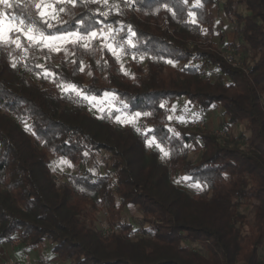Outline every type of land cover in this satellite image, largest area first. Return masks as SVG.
Segmentation results:
<instances>
[{"label":"trees","instance_id":"obj_1","mask_svg":"<svg viewBox=\"0 0 264 264\" xmlns=\"http://www.w3.org/2000/svg\"><path fill=\"white\" fill-rule=\"evenodd\" d=\"M29 2L12 0L11 9L0 10L6 18L38 19ZM216 2L113 0L103 11L89 0L63 5V23L54 22L48 32L83 30L81 20L84 28L111 26L119 42L128 39L129 28L136 32V47L125 46L145 63L133 64V77L97 40L88 50L71 46L75 55L60 54L44 66L21 57L27 68H13L9 47L0 45V245L19 240L23 249L35 250L49 244L71 264H264V0L223 4L237 24L241 39L233 46L242 66L223 57L224 47L204 41L205 33L216 32ZM45 71L56 74L55 82ZM60 84H74L88 96L115 94L123 112L147 113V137L169 151V161L160 162L159 150L133 127L118 126L119 111L94 116L79 97L66 99ZM182 98L202 113L220 105L224 137L197 128L173 133L172 105ZM240 124L250 132L244 143L231 130ZM190 145L201 152L197 161L189 159ZM101 151L110 161L105 173L72 174L62 183L53 176L52 158L80 166ZM179 173L203 190L190 194L177 183ZM245 206L256 215L248 232ZM133 207L146 225L135 237L123 219ZM98 214L106 232L93 225Z\"/></svg>","mask_w":264,"mask_h":264},{"label":"rangeland","instance_id":"obj_2","mask_svg":"<svg viewBox=\"0 0 264 264\" xmlns=\"http://www.w3.org/2000/svg\"><path fill=\"white\" fill-rule=\"evenodd\" d=\"M112 1L113 0H108V5H110ZM121 1H125L126 3L128 2V0H121ZM225 1L226 0H217V2L215 3V6L213 8V14L216 18V32L214 37H210L207 33H205L204 41L213 42L219 48L224 47L223 52H225L227 48L230 47L229 45H232L231 49L232 50L234 49L233 58L236 59L237 63L242 64L243 63L242 53L236 51L235 47L233 46L238 44L241 38L237 34L236 22L232 18L227 17L223 12V4L225 3ZM95 4L98 5L99 10L101 11L105 10V7H107L103 3H95ZM1 6L4 7L3 5ZM61 6L63 5H57L58 8ZM237 11L244 15L248 14L245 7L243 6H238ZM104 30L105 32H107L108 27H105ZM114 36H115V40L119 42L115 34ZM21 39H22L21 49H17L15 45H11L8 47L10 49L12 62L15 60L16 65H19L23 68H27V66L21 57H23L24 59L25 58L31 59L39 66H44L47 63H52V62L57 63L56 59L60 54L66 56L67 59H69L72 56V55H65L63 51H61L59 54L48 52L46 49L41 51L35 47H30L29 42L26 39H23V37H21ZM97 41L101 44L100 40L97 39ZM25 49L27 50L26 53H25ZM68 51L72 53L71 45L68 46ZM134 63L144 64L145 60L144 59L141 60L139 56L133 54L125 46V54L121 55V60L119 61V64L120 67L121 64H123L124 70H126L129 73L128 76L133 77ZM193 63L196 64L197 62H193ZM202 66L203 68L206 67L207 70L206 75L212 78L216 77V74L218 73L216 70H213L211 68L209 69V67L206 65H202ZM31 74L34 79L38 78L37 74L35 73H31ZM62 93L66 99L79 97L80 100L77 101L78 104H80L85 110H87L90 114L94 116L99 117L104 112H112V111H119L120 114L117 117H120L121 119H123L124 116L126 115L127 116L134 115L122 111L123 104L122 102H120V100L117 98L115 94H114L115 98H113V94H105L102 97H96L97 98L96 103L92 104L89 101L84 100L82 97L77 96L75 93H68V94L64 92ZM90 97H94V96H90ZM99 109H103V110L101 111ZM117 117L114 119V122L118 126L133 127L132 125H124L118 123ZM144 117L145 115H142L141 117L137 118L136 126L133 128L135 130L136 128H139L140 131L136 130V132L143 135L147 141L148 139L151 138H148L147 135H145L146 131L142 126ZM170 119H171L170 130L175 134H178L183 129L194 130L196 128L203 129L215 134L221 132L225 133L223 127H225L227 122L226 117L223 115L222 108L220 105H215L211 111L207 113H202L194 105L190 104V102L186 98L179 99L173 103ZM24 126L26 128L28 127L26 124H24ZM231 130L239 137L242 143H244V140L250 136V132L246 129V127L243 124H240L238 126H232ZM147 146L150 147L148 144ZM150 148L157 149L155 144H153V146H151ZM189 151H190L189 159L193 161H197L200 158L201 152L195 150V148L192 145L189 146ZM160 154H161L159 159L160 162L167 163L169 161L170 155L168 157H165L163 153L160 152ZM109 167H110L109 156L104 151L94 152L92 154L86 155V159L84 163L81 164L80 166L74 165L65 159H58V158H52V162H51V170L53 176L56 178V180L59 183L67 182L69 176L72 174L84 173L85 171H89L94 174L105 173L106 171H108ZM177 180L180 181L179 182L180 186L183 187V189L187 190L192 195L200 193L203 190L202 186L199 189L193 187V185L195 184L189 182L188 179L184 178L182 173L178 174ZM241 212L247 216L245 232H248V230L251 229L255 224L256 215L254 213L252 206L243 207ZM123 219L124 221L133 225L135 230V234L133 235L134 237L140 235V229L146 226L145 224H142L143 216L141 211L137 207L125 209L123 212ZM93 225L97 230L106 232V228H105L106 224L104 221V216L102 214L97 215V220L93 223ZM191 247L193 249L200 250V246L198 244H191ZM4 250H5L4 253H6V258H3L0 253V264H7L8 262L12 264H71L70 262L62 261L56 254H54L49 244L35 250H25V249L22 250L17 246L13 249L4 248ZM201 251L202 253H205V251L203 250ZM262 254L264 259V252Z\"/></svg>","mask_w":264,"mask_h":264},{"label":"snow or ice","instance_id":"obj_3","mask_svg":"<svg viewBox=\"0 0 264 264\" xmlns=\"http://www.w3.org/2000/svg\"><path fill=\"white\" fill-rule=\"evenodd\" d=\"M91 3H103L105 6H108V0H89ZM130 2V0H129ZM184 3H187L188 0H183ZM78 0H30V2L26 5V7L34 8L35 17L33 15H28L24 18L19 16H12L10 18H6V13L0 11V45L5 47L15 45L17 49L22 48V39H26L29 42L30 47H35L41 51L47 50L48 52H53L59 54L61 51L65 53V55H75L74 52L70 53L68 51V46L71 45L73 47H82L86 50L91 48V41L100 40L102 48L107 49L112 56L119 62L121 60V55L125 54V45L130 48H135V38L136 32L132 31L131 28L128 29V39L121 40L117 42L114 36V30L111 26H108L107 32L103 28L94 29L92 27L84 28L83 20L79 21L81 28L83 30L77 29L73 31L65 30L60 32L59 30L56 33L48 32L47 29H52L55 23H63L60 19V13H64L67 9L63 6L57 7V5H71L72 7H76ZM0 5H3L6 8L11 9L13 7L12 0H0ZM196 6H200V0H196ZM112 8L117 10V14H119L118 5H112ZM167 8V5H165ZM171 11V9H167ZM102 16H107L108 12L99 13ZM173 15L175 13L173 12ZM189 17L191 18L192 23H196L195 13L189 12ZM123 29H121L122 31ZM27 50L25 49V53ZM135 58V57H133ZM143 57H141V60ZM168 63H173L171 60L167 61ZM75 63V61H73ZM12 67H16V61L12 62ZM79 70L83 71V65L79 66ZM121 70L124 71L125 75L129 73L124 70L123 64H121ZM55 73H50L45 71V78H52L53 82H55ZM62 92L75 93L77 96L82 97L84 100L89 101L92 104L96 103V97H90L85 94L81 89H79L74 84H60L58 85ZM113 98L114 94H113ZM163 107V105H161ZM103 110V109H99ZM143 115H148L147 113ZM142 113L136 112L132 116H124L123 119L117 117V122L124 125H132L136 126L137 118L141 117ZM103 118V117H101ZM137 131H140L139 128H136ZM151 131V130H149ZM147 135V133H145ZM147 144L151 147L153 144L157 147V149L163 153L165 157H168L170 153L166 151L160 144H157L155 141V137L147 140ZM67 163V162H65ZM180 181H177L179 183ZM193 187L200 188L201 185L195 184Z\"/></svg>","mask_w":264,"mask_h":264},{"label":"built area","instance_id":"obj_4","mask_svg":"<svg viewBox=\"0 0 264 264\" xmlns=\"http://www.w3.org/2000/svg\"><path fill=\"white\" fill-rule=\"evenodd\" d=\"M233 53H234V50H232L231 47H228L227 50L223 53V57L227 61H229L231 63H234L237 66H242V64L237 63V61L233 58ZM194 62H197V63H200V64L202 63V61L199 60V59H195ZM217 135L221 136V137H224L225 133L221 132V133H218ZM0 249H1V246H0ZM7 264H12V263L8 262Z\"/></svg>","mask_w":264,"mask_h":264},{"label":"crops","instance_id":"obj_5","mask_svg":"<svg viewBox=\"0 0 264 264\" xmlns=\"http://www.w3.org/2000/svg\"><path fill=\"white\" fill-rule=\"evenodd\" d=\"M19 240H13V241H11V242H9V243H5V244H1L0 246H1V249H0V253H1V256L3 257V258H6V253H4L5 252V250H4V248H15L16 246L17 247H19V248H21L22 250H24L21 246H20V241L18 242Z\"/></svg>","mask_w":264,"mask_h":264}]
</instances>
